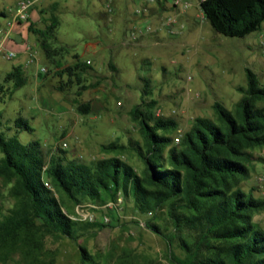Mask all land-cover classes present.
Instances as JSON below:
<instances>
[{"label": "rangeland", "instance_id": "rangeland-1", "mask_svg": "<svg viewBox=\"0 0 264 264\" xmlns=\"http://www.w3.org/2000/svg\"><path fill=\"white\" fill-rule=\"evenodd\" d=\"M17 1L0 0V33L7 30ZM58 1L54 9L49 1L35 8L41 16L44 14L50 19L52 14L58 18L56 40L51 47L60 66L72 65L73 55L81 62L90 61L89 69L81 73L80 83L75 78L69 80L68 76L59 75L60 69L46 60L39 46L37 49L33 46V35L27 41L37 51L31 64H26V54L7 59L0 53V132L6 138L17 136L22 144L39 142L45 163L50 155L60 151H64L67 160L84 164L118 156L139 174L143 164L136 148L142 150L144 145L139 124L130 111L136 105L143 106V99L155 101L154 113L177 121L178 128L171 134L172 145H176L175 138L189 130L196 117L216 119L215 102L234 110L243 95L238 89L246 87V69L253 71L259 84L264 85V45L259 44L258 31L243 38L215 32L204 18L199 0H190L192 6L186 11H174L186 23L184 34L169 37L160 22L167 13L154 11V29L159 27L160 34L154 32V42L146 38L136 43L130 42L131 30L125 29L123 20L133 15L137 0H131L129 6L119 0L111 28L97 18L104 12L103 0ZM12 34L15 37L14 31ZM90 45L99 54L87 51ZM19 65L24 69L26 81L14 89L11 81L5 82V77ZM41 68H46L45 74ZM144 78L149 81L150 96L142 93ZM82 86L87 88L80 90ZM80 104L90 105L88 114L78 110ZM257 105L264 107V101ZM18 117L26 119L32 131L18 132L14 128ZM113 141L125 145L126 149L104 153L102 145ZM63 143L66 148L61 146ZM251 154L249 176L239 182V187L264 199V148L255 149ZM51 188L69 217L85 221V215H91L92 221L107 226L85 232L77 242L46 236L38 254L40 261L79 264L82 246L99 264H170L166 242L144 226V220H151L164 233H170L172 227L165 209L154 216L140 215L132 200L124 199L120 193L116 202L103 206L89 200L73 204L62 192ZM8 189L0 178V213H5L13 204ZM253 221L264 229V210ZM172 249L182 255L176 243ZM5 264L28 263L20 261L16 253Z\"/></svg>", "mask_w": 264, "mask_h": 264}, {"label": "trees", "instance_id": "trees-1", "mask_svg": "<svg viewBox=\"0 0 264 264\" xmlns=\"http://www.w3.org/2000/svg\"><path fill=\"white\" fill-rule=\"evenodd\" d=\"M199 7L211 28L228 37H246L264 22V0H202ZM57 27L58 18L51 14L43 30L31 25L28 30L38 36L39 47L49 63L60 69L59 75L80 83L89 64L77 56L67 67L55 61L51 43ZM9 81L14 89L24 85L21 66L6 75L5 82ZM142 81L143 95L150 96L149 81ZM238 90L243 95L233 111L215 102L216 119L196 117L176 145L171 137L178 128L176 120L156 115L154 100L143 99V106H134L130 113L139 124L144 145L142 150L136 148L143 164L139 174L118 156L84 164L67 160L60 151L45 163L39 142L22 144L17 136L6 138L0 132V178L13 200L0 213V264L16 253L28 264H55L38 259L46 236L77 242L85 232L107 226L69 217L46 183L73 204L89 200L103 206L116 202L120 193L132 200L140 215L154 216L165 209L170 233L151 220H144V226L166 242L170 264H264V229L253 221L264 210V199L239 187L249 176L251 152L264 148V107L257 105L264 101V85L246 69V87ZM78 110L88 114L90 105L80 104ZM14 128L32 131L22 117L15 119ZM101 148L104 153H117L126 146L113 141ZM174 243L182 255L173 251ZM79 250V264H99L84 247Z\"/></svg>", "mask_w": 264, "mask_h": 264}, {"label": "built area", "instance_id": "built-area-1", "mask_svg": "<svg viewBox=\"0 0 264 264\" xmlns=\"http://www.w3.org/2000/svg\"><path fill=\"white\" fill-rule=\"evenodd\" d=\"M46 1L48 0H18L16 2L13 10L11 11V20L7 24V30L1 31L0 33V52L5 51V57L7 59L16 57V52L8 48V46H12L16 43V38L12 36L13 26L20 24L21 22H28L31 10ZM200 1L202 0H199V2ZM159 2L167 4L170 9V13H168L167 16H164L160 21L161 26L166 31L167 35L174 38L184 34L187 28L186 23L180 21L174 14V11L183 12L188 10L192 6L190 0H138V7L134 10L133 15L136 18H141L145 15V13H148L149 7L154 5V3L156 4ZM143 3L146 4V7H143ZM103 10L107 15H113L115 11V0H103ZM257 31L259 44L264 45V22ZM152 32H154V28L149 22L137 27L138 35H144ZM24 52H26L28 56L26 64H31L35 60L37 51H35L31 46L25 45ZM86 63L90 64V61H86ZM40 71L42 73H46V68H41ZM156 115H159V113H156ZM175 143H179V137L175 138ZM61 146L63 148L67 147L65 143ZM46 186L49 189H52L50 184L46 183ZM84 220L92 221L93 218L91 215H85Z\"/></svg>", "mask_w": 264, "mask_h": 264}, {"label": "crops", "instance_id": "crops-1", "mask_svg": "<svg viewBox=\"0 0 264 264\" xmlns=\"http://www.w3.org/2000/svg\"><path fill=\"white\" fill-rule=\"evenodd\" d=\"M48 1L50 3H52V5L58 4V2H59L58 0H48ZM133 1H135V0H133ZM125 2L128 5L131 2V0H127V1L124 0V3ZM121 3H122V1H121ZM42 4H44V3H42ZM42 4H39V5H42ZM119 4H120L119 0H115V11H114L113 15L109 16L104 11V12H100V14L102 16L97 17V18L103 20V22H106L108 27L111 28L112 18L117 17V13L119 10V8H118ZM39 5H37V6H39ZM143 7H146V4L143 3ZM154 11L155 12H162V14L163 13L168 14V11L170 12L167 4H165L163 2H159L156 4L154 3V5L149 7L148 13H145V15L141 18H136L134 15H132V16L127 17L123 20L125 29L131 30L130 31V34H131L130 42L131 43H136L140 39H142V41H143L146 38H149L150 40H152L154 42V32L157 34H160L159 33L160 32L159 27H156V29H154V32H152V33H147L144 35H138L137 34V27L142 26L147 22H149L154 28ZM133 13H134V11L132 12V14ZM10 20H11V18H10ZM49 20H50L49 18L44 17V14L41 16L38 13V9L34 8L33 10H31L28 22H21L20 24H16L13 26L14 35L16 38V43L13 44L12 46H8V48L15 51L16 55H18V54H24V55L26 54L27 55V53L24 52V47H25V45H29L27 41H29L31 35H33L35 43H34V45L33 44L32 45L37 49V47L39 46L38 36L34 33L29 32V30H28L29 25H31L35 30H43L47 25H49V23H50ZM58 24H59V21H58ZM88 50H91L94 55L99 54V50L94 45H90V48L89 49L87 48V51ZM2 53L4 54V57H5L6 52L2 51ZM73 56L75 57L77 55H73ZM77 59H78V56H77ZM74 61H76L75 58H74ZM91 61L95 64V62L93 60H91ZM19 66H21V65H19ZM43 79H44V77H42L41 82L43 81ZM40 85L42 86V83H40Z\"/></svg>", "mask_w": 264, "mask_h": 264}]
</instances>
